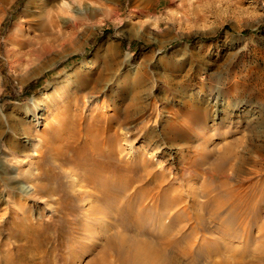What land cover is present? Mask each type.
Instances as JSON below:
<instances>
[{"label":"rangeland","instance_id":"rangeland-1","mask_svg":"<svg viewBox=\"0 0 264 264\" xmlns=\"http://www.w3.org/2000/svg\"><path fill=\"white\" fill-rule=\"evenodd\" d=\"M26 2L0 0V257L11 256L14 264H88L96 258L101 264H122L117 249L101 254L106 238L115 233L126 234L128 246L147 239L158 248L160 243L173 240L165 243L168 255L177 257L170 264H264V0H193V8L186 16L179 14L177 5H170L168 0L146 8L136 6L133 0H67L59 9L54 28L55 35L63 32L62 39L55 41L53 49L42 58L19 49L17 26L25 19ZM170 13L177 18L158 28V19L169 17ZM74 20L81 23L80 29L71 27ZM100 41L104 44L96 54L102 64L98 72L104 70L105 58L113 64L112 78H123V86L115 87L116 95L93 89L89 81L85 88L72 94L69 107L64 104L56 110L52 108L36 129L28 125L23 105L38 95L54 75L88 56ZM20 56L23 61H18ZM51 62L56 66L42 69ZM75 96H79L81 104ZM213 98L224 101L219 113L207 103ZM204 106L210 107L207 116L203 121L199 116L194 119L192 114ZM90 126L102 131L101 136L111 133L108 139L101 137V158L113 149L116 161L118 157L132 161L144 152L148 161H144L145 166L163 172L161 183L166 195L177 197L186 212L178 210L169 215L172 208L162 197L157 205L147 203V210L152 209L150 220L142 217L140 222H122L108 215L105 209L114 211L115 203L97 201L98 186L87 185L86 181L90 172L84 166L95 165L96 161L74 151L67 152L66 156L72 157L67 161L59 154L62 147L58 149L54 144H77L63 135L73 128L76 132L83 130L80 145L93 146L94 141L83 136ZM27 137L29 142H25ZM36 140L41 157L35 149H28L29 143ZM225 152L230 154L224 162L228 184L222 187L219 179L213 181L205 172L209 162L217 161ZM200 153L208 155L207 166L180 171L183 160H197ZM116 169L102 173L109 176ZM174 171L183 174L175 178ZM152 181L157 188L160 186L159 180L151 179L150 184ZM208 181H213L210 187ZM140 182H134L128 191L134 189V193ZM35 184L55 189L42 192ZM22 185L31 186V191L23 192ZM247 191L253 199L247 200L246 207L233 210L230 196L235 193L238 198L244 196V200ZM83 192V197L78 198L77 194ZM208 195L226 202L217 216L212 214L215 202L207 203ZM174 216L172 234L166 236L164 232ZM178 229L182 232L178 233ZM156 260L165 264L161 256Z\"/></svg>","mask_w":264,"mask_h":264},{"label":"bare ground","instance_id":"bare-ground-1","mask_svg":"<svg viewBox=\"0 0 264 264\" xmlns=\"http://www.w3.org/2000/svg\"><path fill=\"white\" fill-rule=\"evenodd\" d=\"M5 3H8L10 0H2ZM160 0H133V4H135L136 6H148L151 3L154 4V2H158ZM168 2H170V5L174 4L177 5V7L179 8L178 12L181 15H188V13L190 14V9L191 7L193 8V0H168ZM205 2V1H203ZM65 3H67V0H27L26 2V6L25 9L23 10V16L25 17L23 23L19 26H17L18 29V33L16 35L17 37V41L18 44L20 46V51H26L27 54L32 56L35 54L36 57L35 58H42V56L44 57V55L48 54L52 49H53V45L54 42L59 40L58 42H60V40L62 39L63 36V32H59V35H55L54 34V28L55 26L58 24L57 23V18L60 16L59 9L61 8V6H63ZM92 5V4H91ZM196 5V3H195ZM143 7V8H144ZM195 7V6H194ZM90 8V7H89ZM146 8V7H145ZM197 9V8H196ZM97 10V9H95ZM195 10V9H194ZM198 10V9H197ZM82 11V10H81ZM199 11V10H198ZM84 12H88V9H86ZM85 13V14H86ZM169 13V12H168ZM173 13V12H172ZM193 13V12H191ZM195 13H198L197 11H195ZM200 13V12H199ZM198 13V14H199ZM171 14V13H170ZM198 14H196L198 16ZM177 15V14H176ZM201 15V14H200ZM156 16V15H155ZM77 17V16H76ZM201 17V16H200ZM81 18V17H80ZM177 18V16H175L174 14H171V16L166 17V18H159L158 21L156 22V26L159 28L161 27L162 23L165 21H169V20H175ZM179 18V17H178ZM198 18V17H197ZM202 18V17H201ZM70 20V19H69ZM59 21V20H58ZM84 21V20H83ZM82 21V22H83ZM85 22V21H84ZM70 24V23H69ZM80 22L74 20L73 24H72V28L74 30L80 29ZM84 24V23H82ZM70 26V25H69ZM80 26V27H79ZM83 26V25H82ZM155 26V27H156ZM57 27V26H56ZM13 30V29H12ZM57 30V29H56ZM59 30V29H58ZM60 31V30H59ZM62 31V29H61ZM70 31V30H69ZM75 31H72V33H74ZM13 32H11L12 34ZM58 33V32H57ZM68 33V32H67ZM71 33V32H70ZM79 33V32H78ZM74 37V36H73ZM103 42L100 41L98 42V44L96 45V47L93 49V51L86 57H84L82 60H80L78 63L73 64L72 66H70L68 69H66L65 71H62V73L60 74H56L54 75L51 79H49L46 84L44 85L43 89L40 91V93L38 95H35L34 97H32L29 101H27L24 105L23 108L26 110V122L28 123V125H33L34 128H38V126L40 124H42V122H44V120H46L48 118V113H50V110L53 108L54 110H56L55 108H57V106H61L64 104H70L71 102V98H72V94L77 93L79 90L83 89L86 87V84L90 81L91 82V87L95 90H103L105 94H112V95H116V86H123L121 84L123 78L119 77L116 79L112 78L113 72V64H110L108 62V60H106L104 58L103 63H104V70L102 72H98V66L102 65L99 63L98 61V57H97V52L100 46H103ZM77 49V48H76ZM75 49V50H76ZM79 51V50H77ZM22 52H20L22 54ZM24 54V53H23ZM20 55V54H19ZM34 55V56H35ZM28 56V55H27ZM46 57V56H45ZM25 58V55H24ZM22 56H20L18 58V61H23L22 60ZM32 59V58H31ZM115 59V58H114ZM29 62L32 61L30 60V58L28 59ZM36 60V59H35ZM39 60V59H38ZM102 60V59H101ZM17 61V62H18ZM27 61V60H26ZM58 62V61H57ZM60 62V61H59ZM35 63V62H33ZM56 66V63L51 62L49 64H47L46 66H44L42 69H47V68H52ZM101 70V69H100ZM89 85V84H88ZM90 86V85H89ZM236 87V86H235ZM212 91V90H210ZM97 93V92H96ZM119 93V92H118ZM98 94V93H97ZM225 95V94H224ZM80 96V95H79ZM79 96H75V100H77L78 103H80L79 100ZM206 96V95H205ZM223 97V96H222ZM48 98L51 99L50 103H47L44 99ZM82 98V97H81ZM92 98V97H91ZM208 99V98H207ZM89 99H86L85 101H87ZM105 100V99H104ZM82 101V99H81ZM84 101V100H83ZM208 101V100H207ZM90 103V102H89ZM210 104V106L213 108V110L216 112L219 109H221L222 107L221 104L224 103V101L222 99L218 100L217 98H213V101L211 102H207ZM81 104V103H80ZM90 105V104H89ZM97 105V104H96ZM83 106V105H82ZM69 107V105H68ZM89 107V106H88ZM94 107V106H93ZM193 107V105H192ZM96 108V107H95ZM98 108V107H97ZM102 108V107H101ZM208 106H204V108H202L200 111H197L196 114H192V117L195 119L197 118V116H199L198 119L202 120L205 118V116H207V112L209 111ZM65 109V108H64ZM82 109V108H81ZM80 109V110H81ZM92 109V108H91ZM60 110V109H59ZM95 111V109H94ZM88 112V111H87ZM220 111H218L219 113ZM3 113V109L0 106V114ZM68 113V112H67ZM81 113V112H80ZM65 114V113H64ZM69 114V113H68ZM76 114V113H75ZM84 115V113H82ZM25 115V114H24ZM66 115V114H65ZM180 115V114H179ZM218 115V114H217ZM58 116V115H57ZM91 116V115H89ZM108 116V115H107ZM61 117H64L61 116ZM69 117V116H68ZM83 117V116H82ZM81 117V118H82ZM92 117V116H91ZM102 117V116H101ZM104 117V116H103ZM60 118V117H59ZM89 118V117H88ZM100 118V117H98ZM191 118V119H193ZM193 119V120H194ZM218 119V118H217ZM252 119V118H251ZM62 120V119H61ZM69 120V119H68ZM67 120V121H68ZM74 120V119H73ZM76 120V119H75ZM89 120V119H88ZM100 120V119H99ZM112 120V119H111ZM197 120V119H196ZM79 121V120H78ZM64 122V121H63ZM83 122V121H82ZM97 122V120H96ZM102 122V121H101ZM200 122V121H199ZM206 123V121H204ZM65 123V122H64ZM75 123V122H74ZM72 123V124H74ZM81 123V121H80ZM79 123V124H80ZM86 123V122H84ZM90 123H92L90 121ZM104 123V122H102ZM196 123V122H195ZM225 123V122H224ZM249 123V122H248ZM87 124V123H86ZM96 124V123H95ZM106 124V123H105ZM256 124V123H255ZM24 125V124H23ZM84 125V124H83ZM92 125V124H90ZM98 125V124H97ZM96 125V126H97ZM43 126V125H42ZM81 126V125H80ZM79 126V127H80ZM87 127V125H85ZM94 126V125H93ZM94 126V127H96ZM106 127V125H104ZM260 126V125H259ZM77 127V126H76ZM206 127V126H205ZM256 127V125H255ZM253 127V128H255ZM63 128V127H62ZM69 128V127H68ZM99 130L101 131L100 127H98ZM97 128V129H98ZM102 128V127H101ZM258 128V127H257ZM25 129V128H24ZM33 129V128H32ZM44 129V128H43ZM55 129V128H54ZM57 129V127H56ZM55 129V131H56ZM73 129V128H72ZM72 129L68 130L65 132L64 138H69L71 137V139L73 138L77 144H74L75 142H70L67 141L63 144L57 145L56 147L59 149V147H62V150L60 151L59 154H61L63 157H65L67 159V161H69L72 157L70 156V158H68L66 156L68 151L71 152H75V154L77 155H88L90 158H93L96 163L95 165H85V168H89V172H90V177L88 178L87 181V185L90 186H98V198L96 197L97 201L100 200H104L106 203L107 200L109 201H113V203H115L116 205V209L114 211H110L108 210L109 208L107 207L105 209V212L108 213V215L119 219V221L121 220L122 222H126V221H137L140 222V219L142 217H147L148 218H152L153 216L150 214V210H147V203L149 201H152V204L154 202H156V205L161 203H158L159 199H162V197H165L168 200L167 206H170L172 209V211L170 212L169 215H174V213L176 214V212L179 211H183L186 212V208H181L180 203H179V199L177 197H171L168 198V196L166 195V190H164L163 185L161 182V180H163L164 176H163V172H158L156 169H154L152 166H145L146 164H144V161L146 159V154L140 153L138 150H136L137 153H140V158L139 156L134 157L132 161H124L120 158L118 161L117 157L115 155V152L112 151H108L111 154L106 155V158H101L102 157V151L104 148H102L103 146L100 145V140L102 136L100 135L102 133V131L99 133V131L92 129L91 126L90 128H86V130L84 131L85 134H83V136L85 135L88 139L93 140L94 141V145L87 147V146H82L79 144L80 141H82V138L80 137V134L83 132V130H78V134L76 131H72ZM79 129V128H78ZM81 129V128H80ZM85 129V128H84ZM106 129V128H105ZM103 129V130H105ZM108 129V127H107ZM144 129V128H143ZM261 129V128H260ZM28 130H31V127L28 128ZM38 130V129H37ZM113 130V128H112ZM48 131V129H47ZM106 131V130H105ZM117 131V130H115ZM252 131V128H251ZM114 132V130L112 131ZM118 132V131H117ZM48 133V132H47ZM108 133V130H107ZM110 133V132H109ZM108 133V134H109ZM140 133V132H139ZM51 134V133H50ZM104 134L105 136H103V138L108 139L110 137V134ZM131 134V133H130ZM53 135V134H52ZM55 135V133H54ZM62 135V134H61ZM127 135V134H126ZM129 135V134H128ZM159 135V134H158ZM29 136V135H28ZM60 136V135H59ZM82 136V137H83ZM84 136V137H85ZM125 136V135H123ZM55 137V136H54ZM58 137V136H57ZM126 137V136H125ZM136 137V136H135ZM134 137V139H135ZM154 138V137H153ZM252 138V137H251ZM27 140H25V142H29L28 139L30 138H26ZM70 139V138H69ZM115 139V138H114ZM118 139V138H117ZM253 139V138H252ZM51 140V139H50ZM49 140V141H50ZM61 140V139H60ZM68 140V139H67ZM89 140V141H90ZM153 140V139H152ZM151 140V141H152ZM156 140V139H155ZM47 141V140H46ZM52 141V140H51ZM57 141V140H56ZM63 141V140H62ZM61 141V142H62ZM45 142V141H42ZM64 142V141H63ZM109 142V141H108ZM107 142V143H108ZM148 142V141H147ZM49 143V142H48ZM91 143V142H90ZM112 143V142H111ZM123 143V142H122ZM150 143V142H149ZM47 144V142H46ZM82 144V143H81ZM113 144V143H112ZM128 144V143H127ZM28 145V143H27ZM45 145V144H44ZM48 145V144H47ZM114 145V144H113ZM112 145V146H113ZM37 146V140L36 142H32L29 143V148L28 149H35V154H38V156L40 155L43 156L41 150L36 149ZM43 146V145H42ZM46 146V145H45ZM44 146V147H45ZM54 146V145H53ZM106 146V145H104ZM108 146V145H107ZM106 146V147H107ZM125 146V145H124ZM156 146V145H155ZM38 147V146H37ZM52 148V146H50ZM47 147V148H50ZM110 147V146H109ZM114 147V146H113ZM159 147V146H158ZM229 147V146H227ZM43 148V147H42ZM108 148V147H107ZM129 148V147H128ZM44 149V148H43ZM109 149V148H108ZM111 149V148H110ZM49 150V149H48ZM51 150V149H50ZM124 150V149H123ZM126 150V149H125ZM124 150V151H125ZM129 150V149H128ZM44 151V150H42ZM120 151V150H119ZM133 151V150H132ZM198 151V149H197ZM196 151V152H197ZM56 152V151H55ZM52 152V153H55ZM73 152V153H74ZM113 152V153H112ZM121 152V151H120ZM123 152V151H122ZM128 152V151H127ZM126 152V153H127ZM154 152V151H153ZM152 152V154H153ZM49 153V152H48ZM47 153V154H48ZM70 153V152H69ZM72 153V154H73ZM134 153V152H133ZM46 154V153H45ZM118 154V153H117ZM125 154V153H124ZM54 155V154H53ZM127 155V154H126ZM150 155V154H149ZM28 156V155H26ZM59 156V155H58ZM201 158H198L197 160H195L196 158H191V159H186L183 160V165L181 167L182 172H185V170L190 169L194 166H207V160H208V155H201ZM14 157V156H13ZM29 157H35L33 154H30ZM88 157V158H89ZM155 157V156H154ZM230 157V154H228L227 152H225L224 154H222L219 159L217 161L214 162H209V166L206 168V172L205 174L207 176H209L213 181L214 179H219L220 180V186L224 187L227 186L228 182L226 180V177L228 175V171H226L227 169L224 167V162H226ZM36 158V157H35ZM74 158V157H73ZM39 159V158H38ZM59 159V158H58ZM21 160V159H19ZM27 160V159H26ZM40 160V159H39ZM43 160V159H42ZM47 160V159H46ZM62 160V157H61ZM130 160V159H129ZM150 160V159H149ZM195 160V161H194ZM22 161H24L22 159ZM28 161V160H27ZM36 161V160H35ZM48 161V160H47ZM63 161V160H62ZM61 161V162H62ZM140 161V162H138ZM147 161V160H146ZM145 161V162H146ZM152 161V160H151ZM34 162V161H33ZM148 162V161H147ZM161 162V161H160ZM159 162V163H160ZM36 163V162H35ZM40 163V161H39ZM42 163V162H41ZM40 163V164H41ZM44 163V162H43ZM138 163H140L142 166L138 165ZM39 164V165H40ZM94 164V163H93ZM149 164V163H148ZM154 164V163H153ZM67 165V164H66ZM70 165V164H69ZM72 165V164H71ZM83 166V164H81ZM3 166V165H2ZM235 166V165H234ZM234 166L231 167L232 170H234ZM72 167V166H71ZM68 167V168H71ZM132 167H135V170H132ZM237 167V166H236ZM6 168V167H5ZM10 168V167H9ZM39 168V167H38ZM49 168V167H48ZM111 168H117L114 172V174L109 175V176H105L102 172L104 170L107 169H111ZM200 168V167H199ZM1 169V168H0ZM63 169V168H62ZM67 169V168H66ZM76 169V168H75ZM79 169V167H78ZM76 169L75 171L77 172ZM195 169V168H194ZM193 169V170H194ZM197 169V168H196ZM237 169V168H236ZM31 170V169H30ZM61 170V169H60ZM179 170V169H178ZM70 171V170H69ZM165 171V170H164ZM168 171V170H167ZM237 171V170H236ZM10 172V171H9ZM79 172V171H78ZM175 172V171H174ZM204 172V171H203ZM235 172V171H234ZM4 173V172H3ZM26 173V171H25ZM24 173V174H25ZM29 173V172H28ZM45 175L43 176L42 173H40V177H45ZM32 174V173H31ZM29 174V175H31ZM178 174L182 175L183 173H176L175 172V178H177ZM204 174V175H205ZM37 175V174H36ZM35 175V176H36ZM71 175V174H70ZM1 176V174H0ZM27 176V175H26ZM152 176L151 179L155 180H159L158 184L160 185L157 188V183H154L152 181V183L150 184V177ZM4 177V176H3ZM70 177V176H69ZM30 178V177H29ZM37 178V177H36ZM48 178V177H47ZM62 178V176H61ZM174 178V177H173ZM33 180H35L34 178H32ZM44 179V178H43ZM51 179V178H50ZM166 179V178H165ZM253 179V178H252ZM251 179V180H252ZM15 180V179H14ZM13 180V181H14ZM29 180V179H28ZM32 180V181H33ZM47 180V179H46ZM59 180V179H58ZM64 180V179H63ZM172 180V179H171ZM244 180V179H243ZM248 180V179H247ZM45 181V180H44ZM140 182L141 184L139 185L138 183V188L135 186L134 188H136V191L133 193V190H129V188L132 186V184L134 182ZM168 181V180H167ZM213 181H208L207 185H209L213 182ZM254 181V180H253ZM239 182V181H238ZM243 182V181H242ZM33 183V182H32ZM59 183V182H58ZM61 183V182H60ZM244 183V182H243ZM135 184V183H134ZM168 184V183H167ZM206 184V183H205ZM21 185V184H20ZM36 185V184H35ZM64 185V184H63ZM206 185V186H207ZM213 185V184H212ZM58 186L55 185V187ZM60 186V185H59ZM229 186V185H228ZM62 187V186H60ZM166 187V186H165ZM169 187V186H168ZM173 187V186H172ZM246 190L247 186H245ZM249 187V186H248ZM52 188V187H51ZM54 188V187H53ZM52 188V189H53ZM59 188V187H57ZM88 188V187H86ZM91 188V187H90ZM174 188V187H173ZM241 188V187H240ZM20 189L25 192V193H29L31 191V186L28 185H22L20 187ZM36 189L39 191H48L50 189L49 186L47 185H43V184H37L36 185ZM50 189V191L52 190ZM55 189V188H54ZM61 189V188H60ZM171 189V188H169ZM210 189V188H209ZM250 189V188H249ZM252 189V188H251ZM251 189L249 191H251ZM83 190V188H82ZM211 190V189H210ZM33 191V190H32ZM172 191V190H171ZM208 191V190H207ZM240 191V190H239ZM247 191L245 198L243 200V197L241 195H239V198L236 196V194H232L230 196V200L232 202V206L234 207L233 210L237 211L236 208L240 207L242 209L243 207H246L247 204V200L249 198L253 199V194L251 192ZM21 192V191H20ZM59 192V191H58ZM210 192V191H209ZM57 193V192H56ZM63 193V192H62ZM92 193V192H91ZM169 193V192H168ZM204 193V192H203ZM23 194V193H22ZM50 194V193H49ZM96 194V193H95ZM230 194V193H229ZM228 194V195H229ZM242 194V193H240ZM51 195V194H50ZM53 195V194H52ZM84 192L83 193H79L77 194L78 198L83 197ZM255 195V194H254ZM257 195V194H256ZM75 196V195H74ZM95 196V195H94ZM241 196V197H240ZM133 197L135 198L134 201H131L130 198ZM255 197V196H254ZM53 199V198H52ZM149 199V200H148ZM250 199V200H251ZM75 200V198H74ZM163 200V199H162ZM161 200V201H162ZM166 201V200H165ZM213 202H215L216 204V208H214L212 210V214H214L215 216H217L220 213L221 208L225 205L226 202H223L220 199H215L214 196L212 195H208V205L211 204ZM253 201V200H252ZM251 202V201H250ZM112 203V204H113ZM187 203V202H186ZM99 204V203H98ZM97 204V205H98ZM110 203V205H112ZM249 204V203H248ZM103 205V204H102ZM114 205V204H113ZM162 205V204H161ZM160 205V213H163V209ZM165 205V204H164ZM207 205V207H208ZM99 206V205H98ZM176 206H178L177 208H175ZM180 206V208H179ZM17 208V206H16ZM112 207H110L111 209ZM114 208V207H113ZM197 208V207H196ZM97 209V208H95ZM94 209V210H95ZM101 209V208H100ZM165 209V208H164ZM238 209V208H237ZM248 209V208H247ZM20 210V209H19ZM23 211L25 209H22ZM62 210V209H61ZM77 210V209H76ZM239 210V209H238ZM251 211H253V208L250 209ZM64 211V210H63ZM154 211V210H153ZM247 211V210H246ZM250 211V212H251ZM26 212V211H25ZM105 212H103L105 214ZM190 212V211H189ZM234 212V211H233ZM248 212V213H250ZM24 213V212H23ZM58 213V212H57ZM74 213V211H73ZM86 213V212H85ZM231 213V212H230ZM17 214V213H16ZM27 214V213H26ZM91 214V213H90ZM182 214V213H181ZM187 214V213H186ZM27 216V215H26ZM25 216V217H26ZM178 216V215H177ZM183 216V215H182ZM199 216V214L197 215ZM196 216V217H197ZM157 217V216H156ZM165 217V216H164ZM185 217V216H184ZM201 217V216H200ZM20 218V217H19ZM67 218V217H66ZM162 218V217H161ZM191 218V217H190ZM13 219V218H12ZM173 219V218H172ZM178 219V217H177ZM14 220V219H13ZM63 220V219H62ZM150 220V219H148ZM176 220V217L174 216V219L171 220L170 224L167 226V229L164 233H167L166 236H169L172 234V229L171 227L173 226L172 224L174 223V221ZM199 220V219H198ZM12 221V220H10ZM20 221V220H19ZM16 221H14L15 223ZM145 223H150L148 221L145 220ZM176 223V222H175ZM179 223V222H178ZM21 225V224H20ZM123 225V223L121 224ZM120 225V226H121ZM132 225V224H131ZM129 226V225H128ZM133 226V225H132ZM145 226V225H144ZM149 227V226H148ZM174 227V226H173ZM125 228V227H124ZM147 228V227H146ZM176 228V227H175ZM180 228V227H179ZM19 229V228H18ZM21 230V229H20ZM26 230V229H25ZM111 230V229H110ZM118 229H116L117 231ZM137 230V229H136ZM18 231V230H17ZM115 231V230H114ZM134 232V231H133ZM146 232V231H145ZM149 232V231H148ZM147 232V233H148ZM151 232V231H150ZM178 233H181L182 230L178 229L177 231ZM186 232V231H185ZM199 232V231H198ZM31 233V232H30ZM145 233V234H147ZM110 234V233H109ZM162 234V233H161ZM183 234V233H182ZM164 237V235H163ZM182 237V236H181ZM140 239V238H138ZM175 239V238H174ZM31 240V239H30ZM131 240V239H128ZM133 241V240H131ZM176 241V239H175ZM129 242V241H128ZM171 244L173 243V240L170 241H164L163 244L160 243L159 247L157 248L153 242L148 241L147 239H141L138 241H133L130 242L132 245H127V238H126V234H122V235H116L115 233H111L110 236H108L106 238V242H105V246L102 248L101 250V254L103 253H107L108 250H112V249H117L120 255V260L122 262V264H160V262H158L156 260V258L158 256H161L162 259H164V263L167 264L170 262L173 263L174 261H176L177 257L176 256H170L167 253V246L165 243ZM178 242V240L176 241ZM175 242V243H176ZM158 246V245H157ZM178 246V245H177ZM103 251V253H102ZM104 257V255H102ZM0 259L2 260L3 264H14L13 263V259L11 258V256H4V257H0ZM93 259V258H92ZM102 259V258H101ZM241 261V260H240ZM249 261V260H248ZM148 262V263H147ZM243 262H246L243 261ZM88 264H101V260L100 259H93L91 262H89ZM121 264V263H120ZM248 264V262H247Z\"/></svg>","mask_w":264,"mask_h":264}]
</instances>
